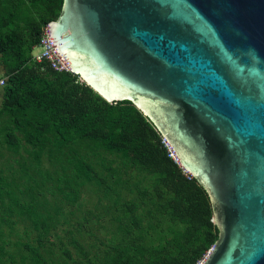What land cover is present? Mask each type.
I'll return each mask as SVG.
<instances>
[{
    "label": "trees",
    "instance_id": "1",
    "mask_svg": "<svg viewBox=\"0 0 264 264\" xmlns=\"http://www.w3.org/2000/svg\"><path fill=\"white\" fill-rule=\"evenodd\" d=\"M61 5L0 0V264H198L218 236L210 199L154 124L33 60ZM87 190L98 211L78 217Z\"/></svg>",
    "mask_w": 264,
    "mask_h": 264
},
{
    "label": "water",
    "instance_id": "2",
    "mask_svg": "<svg viewBox=\"0 0 264 264\" xmlns=\"http://www.w3.org/2000/svg\"><path fill=\"white\" fill-rule=\"evenodd\" d=\"M47 34L207 192L218 236L200 264H264V0H62Z\"/></svg>",
    "mask_w": 264,
    "mask_h": 264
},
{
    "label": "built area",
    "instance_id": "3",
    "mask_svg": "<svg viewBox=\"0 0 264 264\" xmlns=\"http://www.w3.org/2000/svg\"><path fill=\"white\" fill-rule=\"evenodd\" d=\"M47 25L44 26L42 30L38 44L33 48L32 58L37 62L46 60L51 68L56 71H70L68 65L61 56L56 53L54 47L51 45L47 34ZM0 83L3 84V80H0ZM200 262H198V264H200Z\"/></svg>",
    "mask_w": 264,
    "mask_h": 264
},
{
    "label": "rangeland",
    "instance_id": "4",
    "mask_svg": "<svg viewBox=\"0 0 264 264\" xmlns=\"http://www.w3.org/2000/svg\"><path fill=\"white\" fill-rule=\"evenodd\" d=\"M36 51H37V49H36ZM2 76H3V70L0 67V77H2ZM2 92H3V85H0V95H1V97H2ZM0 104H1V99H0ZM44 166H48L46 164V162H44ZM21 188H24V186H21ZM17 195H18V193H17ZM83 197H85V199L83 200V204H82L81 208L79 209V213L80 214H77L78 217L81 216V214L83 213V210L86 209V208L92 209L94 212L98 211V209L94 208L95 207V202H96V197L94 198V196H91V192H89L87 190ZM3 203H4V201H2V206H4ZM96 226L94 224V231L100 237L105 230H104V228L100 227L98 224Z\"/></svg>",
    "mask_w": 264,
    "mask_h": 264
},
{
    "label": "crops",
    "instance_id": "5",
    "mask_svg": "<svg viewBox=\"0 0 264 264\" xmlns=\"http://www.w3.org/2000/svg\"><path fill=\"white\" fill-rule=\"evenodd\" d=\"M0 67H1V69L3 70V68H2V66L0 65ZM5 77H4V70H3V76L2 77H0V80H3ZM0 85H2L1 83H0ZM0 99L2 100V97H1V95H0Z\"/></svg>",
    "mask_w": 264,
    "mask_h": 264
}]
</instances>
